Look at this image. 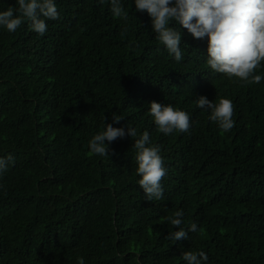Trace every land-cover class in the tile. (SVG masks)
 Listing matches in <instances>:
<instances>
[{
  "label": "trees",
  "instance_id": "obj_1",
  "mask_svg": "<svg viewBox=\"0 0 264 264\" xmlns=\"http://www.w3.org/2000/svg\"><path fill=\"white\" fill-rule=\"evenodd\" d=\"M55 3L60 19L43 36L27 21L14 33L0 27V157L15 158L0 175V264H187L186 251H204L206 264H264V80L213 72L207 38L179 24L176 62L134 0H122L123 36L107 0ZM9 6L18 4L0 0V11ZM201 95L233 102L230 132L196 107ZM152 101L186 111L190 132L161 133ZM105 123L137 137L111 142L109 157L89 155ZM144 131L167 168L161 200H146L137 183L133 145ZM178 210L182 227L200 231L175 242L165 218Z\"/></svg>",
  "mask_w": 264,
  "mask_h": 264
},
{
  "label": "clouds",
  "instance_id": "obj_2",
  "mask_svg": "<svg viewBox=\"0 0 264 264\" xmlns=\"http://www.w3.org/2000/svg\"><path fill=\"white\" fill-rule=\"evenodd\" d=\"M16 2L18 7L9 6L7 10L0 11V27L9 33H14L27 21L31 31L43 36L47 32L46 21L60 19L55 0ZM105 2L98 0L101 5ZM107 2L112 16L125 22L121 32L123 36L128 31L129 13L122 0ZM134 3L137 12H146L151 18L155 40L176 62L183 60L184 53L180 47L181 31L171 26L173 24L182 26L195 39L207 38L206 65L213 72L245 84H259L264 80V76L256 74L264 62V0H134ZM194 102L197 108L210 113L208 119L217 125L222 134L233 129L234 105L230 99L219 98L218 102H213L201 95ZM149 115L165 136L174 132L188 133L192 127L189 114L172 105L152 101ZM112 120L118 124L124 117L113 114ZM126 135L137 137V130L129 125L113 127L112 123H105L103 130L88 141L89 155L109 157L108 145ZM133 148L136 151V173L140 177L137 183L146 200L163 199L162 180L167 175V168L160 155V147L151 144L149 132L144 131L134 140ZM112 154L115 155L114 151ZM14 160L12 154L0 157V175L14 164ZM183 216V210H178L173 216L165 218L178 229L168 233L166 239L175 242L188 240L190 232L200 231L194 222L187 229L182 227ZM182 259L187 264H206L209 257L204 251H186L182 253ZM77 264H85L83 257L77 258Z\"/></svg>",
  "mask_w": 264,
  "mask_h": 264
}]
</instances>
